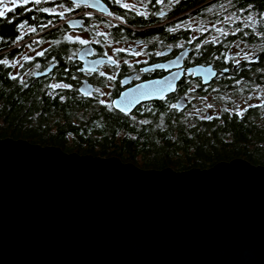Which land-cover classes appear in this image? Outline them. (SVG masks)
Returning a JSON list of instances; mask_svg holds the SVG:
<instances>
[{
	"label": "water",
	"instance_id": "obj_1",
	"mask_svg": "<svg viewBox=\"0 0 264 264\" xmlns=\"http://www.w3.org/2000/svg\"><path fill=\"white\" fill-rule=\"evenodd\" d=\"M209 66L217 77L224 69L189 70ZM183 71L165 76L181 73L165 97ZM150 82L142 91L159 86ZM157 99L141 96L124 113ZM177 103L183 109L187 98ZM0 264H264V164L239 156L210 168H142L0 136Z\"/></svg>",
	"mask_w": 264,
	"mask_h": 264
},
{
	"label": "trees",
	"instance_id": "obj_2",
	"mask_svg": "<svg viewBox=\"0 0 264 264\" xmlns=\"http://www.w3.org/2000/svg\"><path fill=\"white\" fill-rule=\"evenodd\" d=\"M175 7V14L214 22L215 30L223 28L229 32L225 37L216 31L214 37L220 40L216 44L205 43L212 39L205 40L200 33L199 61L229 69L208 84L218 89L220 98L229 86L235 88L236 82L234 94L254 101L247 105L243 117L236 115L238 110H229V105H234L232 99L224 100L223 111L215 116L219 118L212 120L191 119L184 111H175L171 104L161 102L132 115L123 113L108 101L101 104L100 91L93 98L82 94L78 81L73 79L76 71L56 69L48 75L36 76L37 71L44 70L49 57L27 55L30 59L25 60L22 47L9 50L25 38L18 40L14 24H8L0 27V60L9 62L0 64V136L59 145L68 152L122 157L125 162H135L142 168L175 167L182 171L198 166L210 168L239 156L263 165L264 37L257 33H264V23L257 21L264 15V0H231V4L229 0H177ZM233 14L232 21L225 20ZM249 15L253 17L251 22L247 19ZM187 22L190 21L185 24L188 29L192 25ZM246 23L251 26L244 28ZM236 28L243 31L232 35ZM188 33H184L187 39ZM245 49L249 50L245 57L251 59L243 57L237 65L235 61ZM12 76L17 79L13 80ZM55 83L72 87L56 88L51 94Z\"/></svg>",
	"mask_w": 264,
	"mask_h": 264
},
{
	"label": "flooded vegetation",
	"instance_id": "obj_3",
	"mask_svg": "<svg viewBox=\"0 0 264 264\" xmlns=\"http://www.w3.org/2000/svg\"><path fill=\"white\" fill-rule=\"evenodd\" d=\"M176 2L177 0H172V2L171 0H163V3H157V0H120L117 3L116 0H87L88 4H95L96 7H87L83 3L77 7L73 0H41L39 5L33 3L32 0H29L26 5L23 4V0H16L15 4L13 0H3V3L0 4V10L8 7L12 8L13 11L6 12L5 17L0 18V27L14 24L16 36L25 38L17 41L9 50L17 46L24 50L29 48L37 52L47 50L44 57H49V59L42 69L47 70L53 66L50 73L56 69L76 71L75 79L78 81L82 94L84 92L81 88L88 90L94 86L91 94H85V96L93 98L97 88L100 89L101 93L104 89L105 93L103 94L107 98L106 101L112 105L113 101L125 90L142 85L147 81L163 79L169 72L184 68L176 92L170 93L162 100H144L131 113L126 114L132 115L134 112H142L147 106L156 107L157 102L169 105L178 104V100L185 96L188 102L187 106L183 109L175 108V111L183 112L191 110L195 104L193 101L200 96L204 95L206 98L211 93L212 96H215L218 89H212L210 87L212 84L205 85L200 76L190 75L188 72L194 65H207L209 62L201 63L199 61L201 53L200 50L199 52L196 51V45L200 35L195 34L193 25L188 29L185 25L186 21H190L192 18H186L184 13L175 14ZM123 5L128 7L125 8ZM39 8H51L56 13L63 11L65 15L64 17L50 15L40 12ZM108 12H111L112 15L109 16ZM161 12L164 15L161 16ZM9 20L12 22L9 23ZM49 20L53 21L52 25L48 28L40 27L41 24L47 23ZM73 21H82L83 24L72 27L70 25ZM20 24H24L25 27L21 29ZM177 24L180 27L176 31H167L169 28H175ZM32 27L37 28L35 33L31 32ZM186 31L189 32L187 34L188 39L184 35ZM98 33L103 35H98ZM66 36H72L73 41H76L77 37L87 39L90 44L80 45L78 41L66 40ZM192 37H196V39L189 43L188 41ZM57 41L59 43H56ZM96 41H100V43H96ZM180 44H183L184 47H178ZM89 48L94 55L83 56ZM117 48H124L125 51L118 53L115 51ZM186 50L188 55L183 58L181 66L177 68L172 62L176 61L180 53ZM132 52H140L141 55L134 56L131 54ZM157 52L164 53V55L158 56L156 55ZM35 56H37L36 52ZM108 56L116 59L119 67L108 64ZM99 59L105 60V64L99 65L96 73H89L87 69L83 68L85 62L89 61L87 65L90 66L93 60ZM124 60H127L128 64H124ZM157 64H171V67L155 68ZM235 67L239 68V66ZM81 68L85 71H79ZM141 68L152 70L141 72ZM99 71L105 72L106 75L104 77L99 76ZM109 75L115 78L108 80L107 76ZM137 75L140 77L139 79L135 78ZM123 81L128 82L122 83ZM192 88L195 91H189ZM113 107L116 108L114 105Z\"/></svg>",
	"mask_w": 264,
	"mask_h": 264
},
{
	"label": "snow or ice",
	"instance_id": "obj_4",
	"mask_svg": "<svg viewBox=\"0 0 264 264\" xmlns=\"http://www.w3.org/2000/svg\"><path fill=\"white\" fill-rule=\"evenodd\" d=\"M16 0H13V3L15 4ZM29 2V0H23V4H27ZM33 3L39 5L41 3V0H32ZM117 3L120 2V0H116ZM3 3V0H0V4ZM73 3H76L77 7L80 6L81 3L85 4V6L87 7H96L95 4H88L87 3V0H73ZM157 3H163V0H157ZM229 3L231 4V0H229ZM61 7H63V5H61ZM123 7L127 8L128 6L127 5H123ZM252 8V4H249L248 5V9H251ZM29 11H31V9H28ZM40 12H43V13H49L50 15H59L60 17H64L65 13L62 11V12H59V13H56L54 9H51V8H39L38 9ZM13 9L12 8H8V7H5L3 10H0V18H4L5 17V14L6 12H12ZM108 15L111 16L112 13L111 12H108ZM141 15H143V13H141ZM160 15H164L163 12L160 13ZM235 16V14H233V16H229V17H225V20H228V21H232L233 20V17ZM236 19H239V17H235ZM35 19V17H34ZM248 21L251 22L253 20V17L251 15L248 16ZM9 23H11L12 21L9 20L8 21ZM257 23H264V15H262L261 17V20L260 21H257ZM53 24V21L49 20L47 21V23H43L40 25L41 28H48L50 25ZM83 22L82 21H73L71 22V25L72 27H76L77 25H81L82 26ZM251 26V23H246L244 24V28H248ZM19 27L22 29L25 27L24 24H20ZM180 27L179 24L176 25L175 28H169L167 29V31L169 32H174L176 31L178 28ZM31 32L35 33L37 31V28L36 27H32L31 29ZM216 31L218 33H220L221 36H225L227 37L229 35V32L225 31L223 28H217ZM243 31V29L241 28H236L235 30L232 31V35H235L236 33L238 32H241ZM253 31L255 32V29L253 28ZM98 35H103L102 33H98ZM244 35L247 36L248 33L247 32H244ZM257 35H260L262 37H264V33H257ZM23 37H17V39H22ZM66 40L68 41H73V37L72 36H66L65 37ZM196 39V37H192L188 42L189 43H192L194 40ZM76 41H78V43L80 45H89L90 44V41L87 40V39H81L79 37L76 38ZM76 41H73V42H76ZM220 40H219V37H213L211 41H205V43H212V44H216V43H219ZM56 43H59L58 41ZM96 43H100V41H96ZM178 47L180 48H183L184 45L183 44H180L178 45ZM201 48V45L197 44L196 45V51L199 52V49ZM47 51V50H45ZM45 51H40V52H36V55L37 56H44L45 55ZM116 52L120 53V52H124L125 49L124 48H117L115 49ZM132 55L134 56H140L141 53L140 52H132L131 53ZM75 55V54H74ZM90 55H94L93 51L89 48L87 49L83 56H90ZM105 55H107V53H105ZM156 55L160 56V55H164V53H161V52H157ZM188 55L187 51H184V52H181L180 53V56L177 57V60L176 61H173L172 64H175V66L177 68L180 67V63L179 61L181 59H183L184 57H186ZM83 56H81V59H83ZM217 59H219L220 57H216ZM246 59H251L250 57H245ZM25 60H28L30 59L29 57L25 56L24 57ZM69 59H71V57H69ZM9 62L7 60H0V64H8ZM107 63L108 64H111V65H115L116 67H119V63L116 59H114L112 56H108L107 57ZM124 64H128V61L127 60H124L123 61ZM146 63V61H145ZM235 63L237 65H239L240 61L239 60H236ZM105 64V60L103 59H99V60H93L91 62V66L87 68V72L89 73H96L98 71V66L99 65H103ZM13 67H15V65H12ZM37 67H39V65L37 64L36 65ZM166 67H171V64L170 65H162V64H157L155 65V68H166ZM152 69H149V68H141L140 71L141 72H147V71H150ZM79 71L83 72L85 71V69L81 68L79 69ZM229 71L228 68H224L223 69V72L221 73V75H223V73H227ZM99 76L101 77H104L106 74L105 72L103 71H99ZM189 74L190 75H201L202 78H203V82L205 84L208 83L209 80H211L213 77H217V72L214 71L212 69L211 66L207 67V68H199V69H193V70H189ZM180 75L181 73H172V78L169 79L167 77H165V79L163 81H152L150 82L152 85H159L158 87H152L150 90H146V91H142V89H148L149 88V85H138L137 86V89L136 91L140 92V96H137V97H134L132 99H128L127 98V95L125 94V99L127 101L126 105L124 107H121L120 108V111L121 112H126V108L127 107H130L132 103L134 102H137L141 96H152V95H155V96H158L160 99H164L165 98V93L167 92H171V91H175V81H177L179 78H180ZM76 77H73V79H75ZM115 77L109 75L107 76V79L108 80H113ZM136 79H139L140 77L137 75L135 77ZM12 79L13 80H16L17 77L16 76H12ZM128 81H123L122 83H127ZM53 88H63V89H68V88H71L72 86L70 84H67V83H63V84H55V85H52ZM197 87H199V85H197ZM97 92L100 91L99 88L96 89ZM189 91H195L194 88L192 89H189ZM88 93H86L87 95ZM101 104H104L105 102L103 100L100 101ZM171 108H177L178 105L177 104H171L170 105ZM207 107L210 109L213 107V105L211 104H208ZM249 107H260V105H249ZM248 109L245 108V109H242V110H238L236 112V115L237 116H240V117H243L244 113L247 111ZM225 111H227V109H225ZM218 119L219 117H213V116H203L202 119H207V120H212V119ZM144 123H147L146 121Z\"/></svg>",
	"mask_w": 264,
	"mask_h": 264
},
{
	"label": "rangeland",
	"instance_id": "obj_5",
	"mask_svg": "<svg viewBox=\"0 0 264 264\" xmlns=\"http://www.w3.org/2000/svg\"><path fill=\"white\" fill-rule=\"evenodd\" d=\"M207 19V18H206ZM201 19L200 18H192V20H190V25H193L194 27V31H195V34H199L201 33L204 34V38L205 40L208 39V38H211L215 36V28H216V24L214 22L210 23V22H205L204 20L200 21ZM187 24H189V22H187ZM212 25V26H210ZM35 52H37L36 50H32V49H29V48H26L25 49V52H23V56H31V57H34L35 56ZM249 53V50L245 49V51H241L240 53V57L237 59H241L243 57H245V54ZM56 84V83H55ZM54 84V85H55ZM236 82L233 84L236 87ZM53 88V87H52ZM235 88H232L231 86H229V89H228V92L225 93L224 92V95L221 96L220 98H218L217 96H219L220 94H217L215 96H212V93L208 95V97L205 98L204 95L200 96H197L199 98H197L196 100H194L193 102L195 103L193 105V108L191 110H185V115H187L188 117H190L191 119H196V118H199V117H203V116H216L218 115V113H221L223 111V108H224V100L226 101L227 99H232L234 100V105H229V110L231 112H234L235 110H242L244 108L247 107L248 104L250 103H254V101H252L251 99H248V98H240L238 93L234 94V89ZM55 89L56 88H53L50 93L51 94H54L55 93ZM107 89V88H106ZM54 90V91H53ZM79 90H80V86H79ZM103 93H105V90L103 89L102 90ZM101 99L106 102L107 98L104 96L103 94V97H101ZM100 104V103H99ZM110 104L112 107L113 105L111 103H108ZM208 104H211L213 105L212 108H208L207 105Z\"/></svg>",
	"mask_w": 264,
	"mask_h": 264
}]
</instances>
